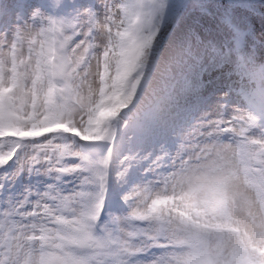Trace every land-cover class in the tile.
Segmentation results:
<instances>
[{"label": "rangeland", "instance_id": "rangeland-1", "mask_svg": "<svg viewBox=\"0 0 264 264\" xmlns=\"http://www.w3.org/2000/svg\"><path fill=\"white\" fill-rule=\"evenodd\" d=\"M170 4L0 0V136L10 138L0 145V179L27 178L38 162L52 169L61 156L65 165L55 168L54 182L69 185L61 208L83 205L100 214H83L74 232L54 217L43 218L82 255L75 263L50 251L46 264H122L155 246H185V264H200L206 249L198 250L195 236L164 238L160 219L151 215L171 208L170 201L184 214L215 211L254 263L264 264V145L256 147L251 137L205 141L206 119L192 112L170 123L220 86L227 103L256 113L264 137V0H189L176 13ZM54 27L57 93L50 103L43 74ZM208 84L216 87L209 94ZM56 126L65 132L42 135ZM66 134L76 138L67 143ZM18 143L16 155L4 159ZM143 143L162 161L149 170L131 169V156ZM89 145L93 163L84 152ZM173 161L179 164L171 167ZM90 217L95 229H88ZM0 260L16 264L15 249Z\"/></svg>", "mask_w": 264, "mask_h": 264}, {"label": "bare ground", "instance_id": "bare-ground-1", "mask_svg": "<svg viewBox=\"0 0 264 264\" xmlns=\"http://www.w3.org/2000/svg\"><path fill=\"white\" fill-rule=\"evenodd\" d=\"M50 59L52 60V56ZM140 85L141 82H136L133 90H138ZM221 89L219 86L218 91L213 94L211 92L216 90V87L208 84L206 93L211 94L204 99L193 98L196 100L190 109H187L190 104L182 108L180 114L175 116L170 123L182 122L185 116L192 112L191 114L198 117L201 115V119L203 117L206 119V123L203 125L204 137L201 136V141L203 138L206 141L213 137H221L240 142L251 137L255 141L256 147L264 145V137L260 133L256 114L254 113L255 120L254 114L249 112V116L246 107L240 102L227 103L228 98L225 97V91ZM46 96L50 98L51 103L56 100L55 92L51 96L50 93L48 94V89L46 94L45 88L44 97L46 98ZM186 124L188 125V122ZM167 128L168 122L162 130ZM62 132L65 130L50 128L42 135L49 134L51 136ZM22 134L26 139L27 134L24 132ZM75 138L76 135L70 136L68 140L74 141ZM9 141L8 138L0 137L1 147L3 148ZM78 145H80L79 142L76 143L77 147ZM90 147L92 146H86L85 149ZM147 147V144L143 143L139 147V152L131 156V169L149 170L152 166L160 164L162 158H153L155 155L151 154ZM5 152L4 159L9 160L10 156L7 155V151ZM178 164L179 161L170 162L171 167ZM64 165L65 160L61 156H57L52 169L44 168L38 162L32 171L29 169L26 171L27 178L3 176L0 179L1 256L9 254L15 249L17 260L14 262L16 264H42L44 260H48L51 251L54 255L62 254L69 257L75 263L82 261L79 250L75 251L67 247L65 235L60 229L59 235H56L58 231L56 232L51 226L46 227L45 223H41L43 218L54 217L56 221L67 223L71 231L74 232L80 227V224L83 225L81 217L83 214L99 217V213L95 210H83V205L81 210H78L77 207L73 209L66 207L67 211L61 208L62 206L65 207L63 192L69 185L63 184V181L54 182V175L55 168ZM111 167L113 169L115 165L112 164ZM27 172L29 173L27 174ZM80 172L82 174L83 170ZM60 177L63 179L61 172ZM115 178L119 185L124 184L123 176L116 175ZM75 188H77L76 183ZM176 206L175 201H170L169 207L171 208L166 207L167 209L160 213L156 210L151 211L152 217L159 218L162 223L161 231L164 238L167 237L172 240L173 235L180 234L195 236V240L200 244L199 247L197 245L198 250L206 249L205 253H202L204 258L200 256L198 259L200 264H255L249 248L240 244L237 233L230 231L224 222L218 218L215 211L184 214ZM35 234L40 235V237L37 238ZM28 235H30L29 239L27 238ZM158 240L161 241V238ZM192 244L194 245V243ZM186 255L187 248L185 246L176 249H173L172 246L168 248L155 246L147 252L132 256L130 260L125 258L122 264H185ZM4 262L5 260H0V264H4ZM188 262L189 259H187Z\"/></svg>", "mask_w": 264, "mask_h": 264}, {"label": "trees", "instance_id": "trees-1", "mask_svg": "<svg viewBox=\"0 0 264 264\" xmlns=\"http://www.w3.org/2000/svg\"><path fill=\"white\" fill-rule=\"evenodd\" d=\"M170 1H171V4L169 6H172L173 5L176 8H178L181 5V3H182V0H180V1L179 0H170ZM241 3L243 4V2H241ZM228 4H230V3H228ZM244 7L246 8L247 6H244Z\"/></svg>", "mask_w": 264, "mask_h": 264}]
</instances>
